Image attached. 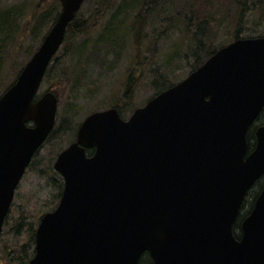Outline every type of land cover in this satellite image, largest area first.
<instances>
[{"label":"water","instance_id":"95a60500","mask_svg":"<svg viewBox=\"0 0 264 264\" xmlns=\"http://www.w3.org/2000/svg\"><path fill=\"white\" fill-rule=\"evenodd\" d=\"M60 12L15 81L0 95V235L15 190L54 128L57 97L38 90L85 0ZM264 37L219 48L183 80L123 119L87 115L56 157L57 207L35 230L28 264H264ZM92 153L88 155L87 151Z\"/></svg>","mask_w":264,"mask_h":264},{"label":"rangeland","instance_id":"374dc122","mask_svg":"<svg viewBox=\"0 0 264 264\" xmlns=\"http://www.w3.org/2000/svg\"><path fill=\"white\" fill-rule=\"evenodd\" d=\"M49 1L0 0V12L10 10L17 24L13 22L16 29L4 42L6 48L0 68V95L39 47L38 38H42L45 32L37 29L33 34L32 24L34 17L50 6ZM98 2L87 0L79 12V18L86 19L94 14ZM119 3L120 0H116L112 7L104 3L103 8L112 11ZM252 4L253 1H250L243 11L239 27L242 38L264 37V21H257ZM185 13L191 17L189 27L183 16ZM237 16V7L232 0H169L147 17L142 40L134 42V38L129 37L123 50L116 42L112 48L103 47L111 53L105 58L102 54L93 57L91 46L81 59L78 54L70 53L74 46L91 39L93 35L90 34L77 39L70 47L63 46L57 52L50 63L55 71L42 81L37 94L40 97L46 91L56 93L53 133L33 157L15 190L0 236V256L3 249H14L16 245L18 247L27 242L26 235L18 237L12 226L18 223H23L26 228L31 224L37 225L40 217L57 205V186L48 168L53 169L57 155L75 141L77 128L83 119L93 112L120 104L128 75L135 74L138 79L133 84L131 105L126 107L127 111L123 114V119H127L134 109L144 106L155 95L158 80L176 84L191 72L193 53L201 54L193 41V33L199 22H208L203 34L206 48H219L234 40ZM97 18L98 14L90 18V23ZM140 61L143 63L137 65ZM74 66L79 69L78 73ZM141 264L148 262L144 260Z\"/></svg>","mask_w":264,"mask_h":264},{"label":"trees","instance_id":"16d2710c","mask_svg":"<svg viewBox=\"0 0 264 264\" xmlns=\"http://www.w3.org/2000/svg\"><path fill=\"white\" fill-rule=\"evenodd\" d=\"M86 1L87 0H85V2ZM115 1L116 0H99L98 4L96 5L97 8L95 10V13L92 14L89 18L81 19L79 18V12L84 6L85 4L84 2L65 32V37H64V42H63L62 47L63 46L70 47V45H72L73 42L76 41L77 39L82 38V37L86 38L88 37V35L92 34L93 37L91 39H89L88 41H85L86 39L83 40L82 42H80V44H78L77 46H74L73 50L72 49L70 50V53L72 52L74 54H78V58L81 59L84 55H86V52H88L87 51L88 47L91 46L94 52L92 53L93 57L95 55L99 56L100 54H102L103 57L105 58L106 56L111 55V53L108 50H104L103 48L104 46H106L107 48H112L114 47V44L117 42V45L120 44V47L123 50L125 43H127L129 37L134 38V42H140L142 40V32L144 29V25L146 24L147 17L150 15V13L153 10L160 8L162 4L166 3L169 0H120L119 6H117L112 11L105 10L103 8L104 3H107V5L112 7ZM232 1L237 7V15H238L237 20H236L237 28L235 29L234 34H233L234 35L233 38L234 40H236L238 38H242L239 34V27L241 26L243 11L246 5H248L250 1H253L251 9H253V11L257 13V21L258 20L264 21V0H232ZM49 3H50L49 4L50 6L46 10L42 11L36 17H34V21L32 24L33 34H36L35 31H37V29L43 30V33L45 32L46 34L51 28V26L53 25V23L55 22L60 12V3L57 2L56 0H50ZM97 14L99 15V18H97V20H94V22L92 21V23H90V18H92L93 16H97ZM183 16L186 20L187 26L189 27L190 22H191V17H189V15H187L186 13ZM125 21L127 22L124 25H121ZM13 22L16 24L13 13H11L10 10L0 12V68L2 64V57H3L2 54L4 53L3 50L4 48H6L5 43H4L5 39L9 37L11 34H13V31L16 29L17 24L15 25ZM101 24L102 26L99 29L98 26H100ZM207 25H208L207 20L199 22L196 26V31L193 33V41L196 42V47L199 50H201V54L197 52L193 53V62L191 65V72L196 70L198 67H200L211 55H213L219 48H221V47L211 48V46L206 48L203 42V38H204L203 34H204V30L207 27ZM124 29H125V32H124ZM45 34L43 35V37L45 36ZM43 37L38 38V40L40 39V43ZM244 38H249V37H244ZM86 42H88V45H86L87 44ZM54 57L52 61L54 60ZM136 59H138V57ZM145 60L147 61V59ZM142 63L143 62L140 61L139 63H136V64L141 65ZM74 69L78 73L79 69L76 68L75 66H74ZM53 71H55L54 67L53 66L50 67V64H49L45 72L43 80H45ZM19 73L20 71L18 72V74ZM18 74L16 75V78ZM136 79L138 78L135 74L128 75V79H127V83H126V86L123 92L121 103L120 104L117 103L114 106V108L118 110L122 118H123V114L125 113V111H127L126 107L131 105L132 95L134 91L133 84L136 83ZM158 82L159 84L156 83V87L158 88L157 89L158 91H156L155 95H157L158 93L174 85V84L165 83L161 79L158 80ZM6 89H4V91ZM262 125H264V108L260 112L258 118L256 119L255 124H253L250 127L247 133L249 151L254 147L255 129L256 127L262 126ZM52 133H53V130L49 134L48 138L50 137ZM87 153L88 155H90L92 151L88 150ZM48 169L52 173L51 179L55 181L53 183H56V186H57L56 199L58 202L62 194V190H63V181H62V178L57 173H55L51 167H49ZM263 185H264V180L258 181L246 195V198L241 206L238 219L234 225V235L237 239H239L240 234H241L240 233V222L246 215L249 214V211L251 209V206L253 205L254 199L258 195L259 190L263 187ZM255 187L258 189L260 188V189L257 190ZM249 198H250V201L248 200ZM7 218H8V215L5 219L4 226H5ZM36 226L37 225L35 224H31L29 225L28 228H26L27 226L23 225V223H18L16 226H12L14 234L16 233L18 237L21 236L22 234L26 235L27 242L18 247L16 245L14 249H10V250L3 249L1 253L2 256H0V264H28V262L34 255V241H35ZM144 260L149 262V258L146 255H143L142 258L140 259V264Z\"/></svg>","mask_w":264,"mask_h":264},{"label":"flooded vegetation","instance_id":"af4514ba","mask_svg":"<svg viewBox=\"0 0 264 264\" xmlns=\"http://www.w3.org/2000/svg\"><path fill=\"white\" fill-rule=\"evenodd\" d=\"M256 197H257V196H256ZM244 200H245V199H244ZM254 200H255V199H254ZM243 202H244V201H243ZM253 204H254V202H253ZM252 207H253V205L251 206V209H252ZM251 209H250V211H251ZM250 211H249V213H250ZM246 216H247V215H246ZM246 216H245V217H246ZM245 217H244V218H245ZM244 218H243V219H244ZM243 219H242V220H243ZM242 220H241V221H242ZM143 255H146V256L149 258V256H148L147 254H143ZM143 255H142V256H143ZM141 258H142V257H141ZM139 264H140V262H139ZM148 264H152L150 258H149V262H148Z\"/></svg>","mask_w":264,"mask_h":264}]
</instances>
